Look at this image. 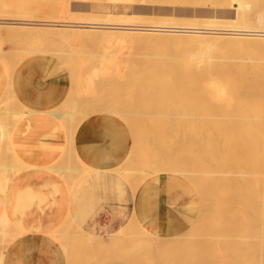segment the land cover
<instances>
[{"label":"bare ground","instance_id":"bare-ground-1","mask_svg":"<svg viewBox=\"0 0 264 264\" xmlns=\"http://www.w3.org/2000/svg\"><path fill=\"white\" fill-rule=\"evenodd\" d=\"M80 1L87 3L91 0ZM131 1L133 0H109V2L112 3H127ZM164 1L165 0H163V2ZM172 2H174L175 6L208 7L211 9L213 8V10L210 16H191L182 18L169 15L159 20L158 17L156 18L157 21L154 19V16L149 14L132 12L133 14L115 15L109 13L106 15L105 20L111 23H100L97 21L100 20L99 18H94L87 22H75L74 19H88V17L91 16L88 15V12L86 14L83 11L74 15L71 11L73 16L70 14V9L68 10V7H66L65 9L63 8L65 11V14H63L64 16L62 15L58 17L56 21L54 20L55 23L37 24L39 26L36 28L33 22L24 23L23 21L25 27L18 29V27L16 28V21H13L16 23V26H12L14 29L12 28L11 31L8 30L11 34L7 32V37L11 36L12 33H18L20 31L23 32L20 33L22 36L24 32H26V34L30 33V35H32L31 37H33V39L35 38V40H37L36 38L40 39V35L41 37L44 35V37L48 38L50 41L60 42L68 45V47H72L70 48L72 50L74 47L80 49L81 52L79 50L70 52V49H68L69 51H64L63 47L59 45L62 51L59 49L56 51V49L55 52H58L56 56L58 54L63 55L62 59L67 64L64 70L69 79L75 75H79L75 83L78 80L80 89L85 90H83L84 94L88 92L86 88L90 93L92 92L91 94H93V91H96L98 87H96V82H94V85L93 79L95 81V78L98 77L100 80L96 79L97 84H101L98 88L99 92L100 88L103 87L110 89L109 92H107L108 96H102L103 98H100L98 102L93 105V107L95 106L94 108L100 112H112L116 113V116L119 114V116L121 115L130 119L132 123L131 117H136L135 113L138 112L136 115H139L140 112L139 117H141L142 114L140 109H142V105L146 106L145 108L147 109H149L148 106H151L154 111L156 102H158L163 112H165L164 110H169L173 118L171 123L176 126L174 129V126L171 125V130H173L172 135L176 138L175 140L179 146L177 152L181 158L179 160L177 158L178 161H174L170 158L171 156L167 157L169 156L168 153L165 154H168L167 156L163 155V152H165L163 151L164 149H167L166 151L169 152L172 147L169 141H165L167 142L165 144H168L171 149L166 148L168 145L164 146V143H160L164 135L159 134L160 132H156L157 128L160 126L155 125L156 131H153L156 133L149 132V134L161 136H159V140L155 139V136H150L152 139L154 138L153 141L150 139L152 142L155 143L156 140L159 141L155 143V147L158 148L154 149L155 151L152 150L154 152L151 151V154L155 153V155H152H158L159 153H157V151L159 147L162 146L161 151L163 152L161 155L165 157L162 162L163 168L160 169L158 166L156 170H152L160 162L157 164L154 163L156 160H154L153 157H151L153 158L151 159L153 162L149 161L148 158L150 156L146 154L150 152L149 150L147 151L148 148H145L147 146H145L144 149L149 153H146V156L143 157L142 153L144 149L139 145V147H135V149L139 148L140 150V148H142L141 151H143L139 152L136 150L134 152H138V154L141 153L142 158L140 159L146 157V160L139 163L136 159L128 163V160H131V158H129L122 164L120 168L121 172L119 169L113 170L119 171L120 174H124L122 176L123 180L127 184L134 186L135 191L139 184L147 177L143 171L161 172L164 175L167 174L171 176H175L174 174L176 173L180 174L177 180L182 195L193 198V204L199 207L195 217H193L195 220L193 219L191 221L194 225H191V222L186 224L189 232L183 229L185 232L182 230L183 233L181 231L178 235V238L183 242H180L179 239L177 240V237L171 236L175 237V240L182 244V247H180L184 250L181 251V249L178 248L180 244L176 245L177 243H175L171 245L172 242H176L175 240L172 241L174 238L163 236L146 227L137 208L140 200L137 195H133L134 198L131 200L132 202L134 201L136 210L131 212L128 225L134 227L138 224L139 226L142 225L143 230H140L139 226L137 227L142 234H140L139 231L138 234L136 229L135 234L138 235L136 236L134 234V236H136L134 239H132V236H124V233L120 231L106 237H96L90 235L84 236V231L82 230L81 236H79V234L78 237L76 236L77 234L75 235L77 238L74 244L77 250H73L72 252H76L71 255L72 263L74 259L73 256H77L78 260L80 259V253H83L80 250L83 248L86 251L88 249H95L96 251H100V253L112 252L120 248V257L118 258H124L127 254H129V257L131 255V257H133H130L131 260L128 261L129 263L127 264H264V14L257 13L255 20L254 18L252 19L249 12L250 3L247 0H171V3ZM30 4L32 5L33 3L30 2ZM163 4H165V2L162 3V5ZM166 4L168 3L166 2ZM219 8L227 9V11L217 14V9ZM230 8L234 10L235 14L233 17H229L228 10ZM34 9L33 7L32 11H35L37 14V10ZM21 10L20 11L23 13V9ZM18 13L17 15L19 16ZM31 13H28V15H33L34 12ZM29 16L24 17V19L27 17L29 18ZM253 20L257 23L256 25L253 24ZM18 22L19 24L21 22V25L23 24L22 21ZM101 29L108 30L102 31ZM8 33L10 34L9 36ZM15 35L12 36L14 37ZM17 35L19 36V33ZM40 43H42V41H39V44ZM46 43L47 42L44 43L45 45L43 47L47 45ZM35 44L37 45V43ZM50 44L52 43L50 42ZM113 47L117 50H126V60L124 62L127 65L129 64V66L123 62L126 67H128L125 72L120 71L119 60H117L115 53H97L96 51V53H92L83 52L82 50L96 48V50L105 51ZM20 54H22V52ZM72 54L84 55L85 58H77L75 60L73 57H70ZM16 62L17 60L14 63ZM14 63L12 62L13 65ZM124 64L123 66H125ZM9 66H11V64ZM9 66H7L6 69L10 73L12 69ZM70 82V85L73 83L76 87L73 79H71ZM112 84L113 86H111ZM74 86H72V88ZM14 88V84L8 86L6 88L8 96L5 95L2 100L0 99L1 126L2 122L5 123L4 120L8 117H12L14 118L13 120L16 121L26 112V110H22L23 108L18 111L11 109L12 104L15 103L13 100L14 97H12ZM121 89L123 92L124 90L127 91V93H125L127 97H124V95V98L118 97L120 96L118 95L119 90L122 92ZM137 99H140L137 104L142 105L133 109ZM82 100H84V95L82 96ZM67 101L69 102V99ZM89 102H91L90 99ZM153 103H155V108L152 106ZM81 105L82 104H80V106ZM14 106H16V104H14ZM67 108H69V106ZM90 108H92V104ZM153 111L150 109L149 112L152 114L154 113ZM47 112L49 115H54V117L60 113H56L54 110ZM66 112L67 114L69 113V111ZM91 112L93 113V111ZM63 113L62 115H67L65 112ZM83 113L86 115L87 111ZM147 114L144 115L143 113L145 117ZM156 114L157 117H155L154 114H152V116L154 115V118H158L159 111ZM160 115H163V113ZM160 115L159 117H161ZM59 116L60 115L57 117ZM69 116H71V114ZM72 116H74V114ZM72 116L70 121L67 118V124L72 127L71 129L67 126V129H71L69 130L71 132L67 130L69 135L76 130L75 124H79L82 120H80L77 115V120L75 119L76 121L74 120L73 123L75 125L74 127V125L71 124L73 122L72 118L74 119L75 117ZM62 117L63 116L59 118L61 119ZM161 119L159 121H161ZM65 120L66 119H64V121ZM78 120L80 121L77 122ZM153 120L152 118V120L147 121V125H149L151 121L152 123H150L153 124L154 127ZM155 120L157 121L158 119ZM167 120L168 119H166V121ZM166 121L164 120L163 122V126L165 125V127L166 125L169 126ZM138 122L137 120V124H139ZM126 124H128V122ZM157 124L160 125V123ZM168 126L167 128H170ZM64 127L66 128V125H64ZM153 127L152 129H154ZM2 128H4V126ZM6 128H4L5 133L8 132ZM147 128L148 127H146V129ZM7 129L10 128L8 127ZM11 129L9 131H11ZM8 134L4 135V133H2V136L4 135V140L8 139ZM139 134L141 133L139 132ZM73 135L76 136V133L74 132ZM71 137L72 136L69 138L72 139ZM164 138L165 137H163V139ZM143 139L146 143L148 142L146 137H143ZM151 141L149 143H151ZM171 141L173 143V140ZM136 142H134L135 145ZM145 142L142 143L144 144ZM9 144L11 143L9 142L8 145ZM9 148L11 149L9 156L16 162L15 168H12L10 165L14 173H17L21 168H23V170H25V167L30 168V165H26L27 163L25 164L21 160L16 159L11 146ZM131 155L132 152H130L128 157ZM4 156H8V154ZM137 156L138 155H134V158ZM172 158L174 159V157ZM184 158L189 160V166L187 167L185 166L187 163H185L186 161H184ZM7 163L10 162H6V164ZM6 164H3L5 166L0 168V175L2 179H4V188L2 187L4 192L10 190L11 186V183L8 184L9 177L7 171L9 167H7ZM52 165L55 166V164ZM54 166L52 167L54 168ZM46 167L48 169L50 168L48 165ZM88 170L87 168L83 171L88 172ZM109 170L112 171L111 169ZM61 171L63 170H60V172ZM136 171L143 172L144 176L135 180L133 173L135 172L136 174ZM66 184L70 187L72 183L68 181ZM65 220L67 219H64V221ZM65 222L69 223V225L71 223L72 228L76 227L72 221L68 222L67 220ZM9 224L10 222L6 214L3 212L0 216V226L2 230L6 228L11 229ZM188 224L190 227L192 226V230L189 229L190 227L188 228ZM130 228L133 232V228ZM56 231L57 230H55V233ZM131 231L129 230L130 233ZM3 232H1L3 233V238H5V236H9V238L0 239V247L4 246V242H7V240H14L17 236L19 237L25 233L24 230L11 233ZM51 232L53 231L51 230ZM62 232L63 230L60 233ZM57 235L58 234L54 236L57 237ZM146 237L148 239H146ZM55 240L56 238L54 241ZM127 243L136 244H131L133 247H131V249L133 250L129 249V252L126 250L127 254H124L126 252L123 250V247L124 244ZM71 244L70 249L67 248L68 250L74 248L73 246L71 247ZM183 244L186 245V248ZM173 246L178 247L175 249ZM77 253L79 255H77ZM112 257V259H114V256ZM77 258L75 257L76 261ZM84 258L86 257L84 256ZM64 260L67 261V257ZM80 263L82 262L80 261L79 264Z\"/></svg>","mask_w":264,"mask_h":264},{"label":"rangeland","instance_id":"rangeland-1","mask_svg":"<svg viewBox=\"0 0 264 264\" xmlns=\"http://www.w3.org/2000/svg\"><path fill=\"white\" fill-rule=\"evenodd\" d=\"M172 1H175V0H172ZM247 1H249V3H250V11L249 12H250V16L252 19L254 18V20H255L257 13L264 14V5H262V4H264V0H256V1L255 0H247ZM30 2L33 4L35 3V4L34 5L32 4L33 5L32 6L30 4ZM157 2H161V3H157ZM164 2H165V4L162 5V3H164ZM164 2H163V0H133V1L127 2V3H112V2H109V0H97V2H96V0L95 1L91 0L90 2H87V3H83L80 0H42V2H41V0H20V1L19 0H0V74H2L3 81L6 84V86L4 88L5 91L3 92L2 97L0 99L2 100L3 96L5 97V95L8 96L6 88L10 85L16 84L17 82H20V84L24 88H27L28 90H30V94H32V96H33V94H35L39 90L40 91H42V90L47 91V88L49 86L59 87L62 90V96L60 99V103L58 104L56 109H54V111H56V113L60 112L58 115H60L59 117L63 116L62 117L63 119L61 118L63 121L59 117H57L58 116L57 114H56L57 116L54 117V115H49L48 112H46L48 116L52 117L51 120L57 125V128L55 129L56 130L55 134L56 135L61 134L67 141L66 148H65L64 152L62 153L58 163L54 167L55 173L60 178L64 179L65 183H67L68 181H69V183H74L81 176L83 178H85L86 176H90L89 174L96 172L95 177H98V180H96V187H98L100 191H101V189H103L104 191H105V189H107V193H108V197L107 196H104V197L100 196L99 197V204L102 202H107V201H109V199L112 200V198L111 197L109 198V196H112V197L114 196L113 200L114 201L116 200L117 202L121 203L123 201L122 196L124 194L129 193L130 199H132V198H134V196H136V195L138 196V194L141 191H144L146 188L150 187V185L152 186L157 181H165L167 184V185H165L166 187L160 188L159 189L160 193H159V195H157V197L159 198V196H160V198L157 199V197L155 196L156 197L155 200L153 199L154 202L158 201L156 204V210L151 211L153 209L152 206L151 207H149L150 205L148 206L150 212L148 211L147 215H149V216L153 215L155 217V219H154L155 222H154L153 226L148 225L144 220H143V223L146 225V227L148 229H151V230H153V231H155V232H157L163 236L165 235V236H168L169 238H174L172 240V241H174L176 239L175 237H177V240L178 239L180 240V238H178L179 237L178 235L181 233V231L183 229L185 231L187 230L189 232L186 224L188 222L190 223L193 219L195 220V218H193V217H195L196 211L199 208L193 204V198H191L190 196H187V195H182L181 188H180L179 182L177 180V177L180 174L176 173V174H174L175 176H171V175H167V174L164 175L161 172L155 173V172H149L148 170H147V172L143 171V172H145L147 177L139 184L136 191L134 189V186L127 184L123 180L122 176L124 174H122V173L120 174V172H121L120 168H121L122 164H124L125 160L127 161L129 158H131L130 161L128 160V163L133 162V160L135 161L136 159H137L136 161H138L139 163H142V161L146 160L145 159L146 157L144 159H140V158H142L141 153L138 154V152L137 153L134 152L136 150H138L139 152H142L143 150L141 151V149L142 148L144 149L145 146H147L145 148H148L147 151L149 150L150 153L147 152L146 149H144V151L142 153L143 157L147 155V156H150L148 158L149 161L153 162V160H151V159L154 158V160H156V162H154V163L157 164L160 162L152 170H156L158 166L160 167V169L163 168L162 162L164 161V158H165L161 155L163 151H165V152H163L164 156H167L169 154V156H167V157L171 156L170 158L174 161L175 160L178 161L181 158V157H179V154L177 152L179 146L177 144V141L175 140L176 138L174 137V135H172L173 130H171V127L174 126L173 128L175 129L176 126L173 123H171V120L173 118L171 117L169 110L168 111L164 110L165 112H163L162 111L163 109H162V107L160 108L158 102H156V108L154 106L155 103L152 104V106H154V108H155L154 111H153V108H151V106H148L149 109H147V108H145L146 106H143L142 104H137L138 101H140V99H141V97H140V99H137V101L134 100V101H136V104H134L133 109L142 105L141 106L142 109H140L141 107L139 108L141 110L142 115H141V117H139L140 112H139V115H136L138 112L135 113L136 117L133 116L135 119L133 117H131L132 123H131L130 119H127L121 115L119 116V114L117 115L118 116L117 117L116 113H112V112L110 113L109 112L110 113L109 114L107 111H105L106 113L102 111L103 112L102 113L99 110H97L96 108H94L95 106L93 107V105H95L100 98L108 96L107 92H109L110 89H107L105 87L100 88V92H101L100 93L98 88H99V85H101V84H97V81H96V79H99V77H98V78H95V81L93 79V83L96 82V85H97L96 87H98V88H96V91L94 92L93 90H91V91H93V94H91L92 92L90 93V91L86 88V90L89 93L87 92L88 94L87 93L84 94L83 93L84 89L83 90L80 89V87H79L80 83L78 82V80L75 83V80L79 78V75H75L74 77L71 78V79H73V82L76 85V87H75L72 83L71 85L74 86L72 88V86L70 85L71 79L68 78V76L64 70L65 65H67V64L62 59L63 55L58 54L56 56V54L58 53V52H55L56 49H57L56 51H58V49L62 51L60 46L63 47L64 51H69L68 49H70L72 47H70V46L68 47V45H65V44L60 43V42L50 41L48 38H45L44 35H42V37L40 35L39 36L40 39L36 38L37 40H35V38L33 39V37H31L32 35H30V33L26 34V32H24V34L26 36L24 34L22 36V34L20 35V33H23V32H21L20 30H19L20 32H18L19 36L17 35L18 34L17 32L12 33V35L16 34L17 36L15 35L13 37L11 35L13 38L11 36H9L11 34L9 31H11V29L13 27H15L16 25H17L16 28L18 27V29H20L21 27H25L24 26L25 22H27V23L33 22L35 24L36 28L39 26L37 24L41 25L42 23H44V24L55 23L54 20L56 21L58 19V17L65 14L64 9L66 7H68V10L70 9L69 10L70 14H72L71 11L74 13V15H77V13L79 14L80 12L84 11L86 14L88 12V15L91 16V17H88V19H84V18L78 19V20L74 19L75 22H78V21L79 22H87V21H90L91 19L99 18L100 20H97V21L100 23H111L110 21L105 20L106 15L109 13H112L115 15L133 14V13L149 14V15L154 16V19L157 21L156 18L159 17L158 18V20H159V19H161L165 16H169V15L176 16V17H182V18L183 17H191V16H196V17L210 16L211 12L213 10V8L211 9L208 7L202 8V7H192V6H175L174 2L171 3V0H165ZM166 2L168 4H166ZM38 3H39V5H38ZM143 3H145V4H143ZM33 7L37 10V14L35 11H32ZM61 8H62V10H61ZM21 9H23V13L21 12L22 11ZM224 11H227V9L219 8V9H217V14H221ZM228 11H229V17H233L235 14L234 10L232 8H230ZM25 12H26V14H25ZM27 12L28 13L34 12V13H33V15L29 16ZM17 13L22 18L19 17L17 15ZM26 16H29L30 20L28 17L24 19V17H26ZM19 19H22V20H19ZM13 21H16L17 24ZM18 21H22V23L24 21V23L21 25V22L19 24ZM253 24L256 25L257 23L254 21ZM101 30L107 31L108 29H101ZM7 32L10 33V34L8 33L9 37H7ZM33 36H36V35H33ZM10 38H11V41H10ZM36 41H38V42H36ZM39 41H42V43L39 44ZM43 42L44 43L47 42L46 44L49 47L47 45H46L47 47L46 46L43 47L45 45ZM50 42L52 44H50ZM35 43H37V45L39 44L38 45L39 48L37 47V45ZM75 50L76 51L79 50L81 52L80 49H76L75 47L73 50L70 49V52L71 51L74 52ZM82 50H83V52H92V53H96V52L97 53L98 52L99 53L100 52L115 53L117 60H119L118 62H119L120 71L125 72L128 68V67H126L127 64L124 62L126 60V56H125L126 50L125 49L117 50L116 48L113 47V48L107 49L105 51L98 50V49L96 50V48H93L91 50H90V48L88 50H86V49L85 50L82 49ZM21 52H22V54H20ZM119 55H122V56H119ZM57 57H61V58H57ZM70 57H73L75 60L77 58L78 59L79 58H81V59L85 58L84 55H75V54L70 55ZM16 60H17V62L14 63ZM12 62L14 63V65L12 64ZM10 64L12 67L9 66ZM123 64L125 66H123ZM7 66H9L12 69V71L10 73L6 69ZM127 66H129V64ZM123 67H124V69H123ZM20 73H21V77L19 79V78H17V74H20ZM7 75H9V76H7ZM7 77H9V78H7ZM101 82H102V80H101ZM94 85H95V83H94ZM111 86H113V84ZM72 91H74V92H72ZM125 93H127V91L124 90V92H123V90H122V92H121L119 90L118 95H120V96H118V97H121V98L127 97V95H125ZM83 95H84V100H82ZM123 95H124V97H123ZM138 95H141V94H138ZM19 96H20L19 93H15L14 91H12V97H14L13 100L15 101L14 104H16V106H14V104H12L11 109L18 111V110H21L23 108L22 110H24V111L26 110V112H24L23 116H21L16 121L13 120L14 118L8 117L7 119L4 120L5 123L2 122V126L0 123V130H2V131H0V168L4 167L5 165H3V164H6V162L11 163V164L10 163L6 164V166L9 167V170L7 171L8 177H9L8 178L9 179L8 184H10L13 181V178L20 177L22 174H24L26 171H28L30 169L29 167H25L24 168L25 170H23V168H21L17 173H14L13 170H11L12 168H15L16 162L14 160H12L13 158L11 156H9L11 153L10 152L11 149L9 147L11 146L12 152L14 153V156L16 157V159H19L26 164L27 162H25L24 158H25V156L30 155V150L26 149L25 146H22V144L20 142L22 140L23 141L30 140V136L36 133V132H34L33 124L37 123V121H38V117L35 116V114L33 112L29 111L27 109V107L22 105V103L19 99L20 98ZM68 99H69V102L67 101ZM89 99L91 102H89ZM1 100H0V102H1ZM77 102H79V103H77ZM18 104H19V106H18ZM80 104H82V105L80 106ZM91 104H92V108H90ZM87 105H89V106H87ZM68 106H69V108H67ZM78 106H79V108H78ZM80 107H82V108H80ZM89 109H93V110H89ZM145 109H147V110H145ZM150 109L154 112L152 114H154L155 117H157L156 113H158V111H159L158 118H154V115L152 116V114L149 112ZM2 110H3V108H2ZM65 110L69 111L71 116L74 114V116H72V117H75V118L74 119L72 118L73 122L71 120V122H72L71 125H74L73 123H74V120L76 119L77 115L79 116L80 120L82 119L81 121L80 120L77 121V122L80 121L79 124L77 123L78 125L75 124L76 125V130L74 131L75 133L79 132L82 129V127L88 126L91 128V133H89L87 135L88 139H89V145L91 146V149H89V150H91V152L98 151V158L96 156V157H93L92 159L94 161L96 160L99 162H104V164H103L104 167H102L104 169V171H100V173H99V171H96L95 169H93V166L91 165V163H86L85 160L80 161L78 158H76L75 148H74V144H73V141H74L73 138L75 137V135H73L74 132H72V134L70 133V135L68 134L69 132H71L69 130H71L72 127L67 124L68 123L67 120L69 119V121H70L71 116H69L70 114L69 113L67 114V112ZM48 111H50V110H48ZM86 111H87V114L85 115L83 112H86ZM91 111H93V113ZM63 112H65L67 115H62ZM72 112H73V114H72ZM142 112L144 113V115L147 113H150V114H147V116H146L147 118H146ZM162 113H163V115H160ZM159 115L162 117V119H161V117H159ZM64 116H65V118H64ZM148 116H150V117H148ZM53 118H55L56 120H54ZM152 118L154 120L158 119L157 121L153 120L154 127H153V124H151L152 123L151 121H150L151 123L149 122V125H147V123H146L147 121L152 120ZM64 119H66V120L64 121ZM160 119H161V121H159ZM163 119L165 121H166V119H168L166 122L169 124V126L168 125H166V127H165V125L163 126V122H164ZM137 120L139 121L138 122L139 124H137ZM162 120H163V122H162ZM134 121H136V122H134ZM127 122H128V124H126ZM157 123H160V125ZM64 125H66V128L64 127ZM75 125H74V127H75ZM155 125L160 126L157 128V131H156ZM3 126H4V128H6V126H7V128L9 127L10 129L11 128L12 129H11V131H9L10 129L6 128V131L8 130V132L5 133L4 128H2ZM67 126L70 127L71 129H69V128L67 129ZM144 126H145V128H144ZM167 126L170 128H167ZM146 127H148V128L146 129ZM152 127L154 129H152ZM145 129H146V131H145ZM137 130H138V132H137ZM153 130H155L158 133L160 132L159 134L164 135L163 137H165V138L163 139V137H162V142H160V143H164V146H166L168 144H165V143H167L165 141H169L172 149L170 148L169 145L166 148L171 149V151L167 152L166 151L167 149H164L163 151H161L162 150V148H161L162 146H161V147H159V149L161 148L160 150L159 149H158V151L156 150L157 153H159L158 155L154 156L155 153H152L154 155L151 154L152 150L158 148V147H155V145H156L155 143L159 140V136H161V135H159V136L157 135L158 136L157 137L155 134H153V135L151 134L152 136H155V139H158V140H156L155 143L152 142L154 140V138L152 139L150 137L151 135L149 134V132L154 133L155 131H153ZM1 132L4 133V135L9 133L7 135V137H8L7 140H4V137H3L4 135L2 136ZM139 132L142 134L143 137H146V139L148 141L147 143L144 140L145 138L143 139V137L141 136V134H139ZM145 132H147V133H145ZM137 135H139V136H137ZM145 135H148L149 138H148V136H145ZM68 136L69 137L72 136L71 137L72 139H70ZM141 137H142V140H141ZM150 139H152V141ZM171 140H173L174 144L172 143ZM141 141L145 142V143L143 144ZM150 141H151V143H149ZM9 142L11 144L8 145ZM134 142H136L137 146L134 144ZM139 145H141L142 148H140V150H139V148L135 149V147L137 148V147H139ZM15 147H17L18 149ZM151 147H153V148H151ZM87 148L88 147H84V150H88ZM173 149H175V150H173ZM154 151H152V152H154ZM130 152H132V155L130 157H128ZM5 153H7L8 156H4V155H7ZM71 153L74 155H72ZM146 153H149V154H146ZM166 153H168V154L165 155ZM134 155L135 156L138 155L139 157L137 156L136 158H134ZM151 157H153V158H151ZM172 157H174V159ZM158 158H159V161H158ZM177 158H178V160H177ZM9 159H11V160H9ZM160 159H162V160H160ZM68 160H70V161H68ZM184 161H186L185 163H187L186 165L184 163V165L186 167L189 166V160L187 158H184ZM12 163H13V165H12ZM10 165L12 168L10 167ZM26 165L29 166L28 163ZM68 165L71 167H69ZM58 168L60 170H63L66 173H64L63 171L60 172V170ZM83 168L84 169L88 168L90 171L89 170H88V172L83 171L84 170ZM70 169L72 171L77 170L80 172L76 171L77 173L74 174V171H73V174H72V171ZM109 169H111L112 171H110ZM113 169H119L120 172L113 170ZM160 169H158V170H160ZM106 170H109V171H106ZM68 171H70V172H68ZM138 172L136 174H135V172L133 173L135 180L140 178L141 176H144L143 172H141V171H138ZM0 173H1V171H0ZM78 173H79V176H78ZM141 173H143V174H141ZM12 174H13V176H12ZM133 174H132V176H133ZM106 175H107V177H106ZM71 176H73V177H71ZM3 180L4 179H2V177L0 175V202H1V199H2L3 193H4L3 192V188H4ZM167 187H168V189H166ZM151 193H152V191H151ZM101 197H102V199H101ZM35 199H36L35 196L30 197V190H28L27 188L24 187V188H22V190H20V193H19V195L16 196L14 204H13V210H12L13 216H9V222H10L9 227H11V229L6 228L5 230H2V228L0 226V229H1L0 239H2L4 237L3 231L8 232V233L16 232L18 230L19 231L24 230L25 233L29 231L30 228H28V226H26V221H25L29 218V215L26 212H28V210H30V206L33 204ZM132 200H130V201L132 202ZM133 203H134V201L132 202V204ZM40 204H41V201L39 202V205ZM103 208L104 207L100 206L101 211ZM150 208H152V209H150ZM116 215H121L122 219H121L119 227H117L114 231H110L111 233L106 231V226H102V227L97 226L96 227L95 224H90V225H88V227L82 228V227L76 226L75 223L72 221L73 224L77 227V228L76 227L72 228L71 223H70V225H69V223H66V222L62 223L64 225L61 224L59 227H57L55 229V230H57L56 233H55V230L50 233L52 238L53 237H54V239L56 238V240H57L56 245H57V247L60 250V253L62 255V260L55 262L54 264H63V263L79 264L80 261L82 262L80 264H127V263H129L128 261L131 260L130 257L132 255L129 257V254H127L126 250H128V252H129L130 251L129 249H131L132 245H135L136 243L135 244L134 243L124 244L123 250H125V252H126L124 254H127V255H125L126 258L125 257L124 258H118V257H120L119 256V249L120 248H118L112 252H101V253H100V251H96L95 249H93V250L88 249L86 251L83 248L80 251L85 253L86 255L83 253L81 254L79 252L80 256H81V257L78 256V257H80V259H79L80 261L78 260L77 256H73V258H74L73 263L71 262V260H72L71 255L76 253V252H74V253H72V252H73V250H75V251L77 250V249H75L76 247H75L74 242L76 241L78 234H79V236H81L83 231H84L83 232L84 236L90 235V236H96V237H106V236H109L110 234H113L117 231H120L121 233L122 232L124 233L123 234L124 236H132L133 237L132 239H134V238H136V236L140 232L138 229L140 228V230H143L142 225L139 226V224H138L135 227L128 225L129 218H130V215H128V213H125L124 215H123V213H119V214L117 213ZM69 221H71V220L68 219V222ZM190 224L194 225L193 222H191ZM126 226L129 228H127ZM138 226H139V228H137ZM183 226H185V227H183ZM130 227L133 228L132 229L133 232L131 231ZM189 227H190V225L188 226V228ZM191 227L189 229L192 230L193 228H191ZM79 228L81 229V231ZM136 229H137V233H138L137 235L135 234ZM62 230H63V232L60 233ZM129 230L131 231L132 235L129 232ZM70 231H72V232H70ZM183 231H182V233H183ZM1 232H3V233H1ZM56 234H58L59 237H58V235H57V237H55L54 235H56ZM92 234H94V235H92ZM134 234L136 236H134ZM140 234H142V232H140ZM21 236H19V237H21ZM171 236H175V237H171ZM19 237L17 236V238H14V240L13 239L12 240L6 239L7 242H4L5 245L0 248V254H4L5 251H7V249L11 246V244L15 240H17ZM68 237H69V239H68ZM5 238H9V236H5ZM5 238H3V239H5ZM146 239H148V238L146 237ZM177 240H175L176 242H174V243L172 242L171 245H173L175 243H177L176 245H179L180 242H183L182 240H180V242H178ZM70 244H71V247L72 246L74 247L73 249L71 248L72 250H68V249H70ZM181 245L182 244H180L179 247L178 246H173V247H175V249H177L176 247L181 249V247H182ZM183 246H185V248H186V245L183 244ZM131 250H133V249H131ZM182 250H184V249L182 248L181 251ZM65 254H66V256H65ZM77 255H79V254L77 253ZM84 256L86 258H84ZM112 256H114V259H112L113 258ZM66 257H67V261L64 260ZM75 257L77 258V261L75 260ZM131 258H133V257H131ZM64 261H66V262H64Z\"/></svg>","mask_w":264,"mask_h":264},{"label":"crops","instance_id":"crops-1","mask_svg":"<svg viewBox=\"0 0 264 264\" xmlns=\"http://www.w3.org/2000/svg\"><path fill=\"white\" fill-rule=\"evenodd\" d=\"M20 77L21 73L17 74V78L20 79ZM5 85L3 76L0 74V98L5 91ZM14 85L13 91L20 94L19 99L22 105L38 117V122L36 123L37 125L33 124L36 133L30 136V140H22L20 142L22 146L30 150V155L24 158L30 165V169L20 177L13 178L10 190L5 192L3 190L4 193L0 202V216L5 212L9 220V216H12L15 198L24 187L30 190V197L35 196L36 199L30 206V210L26 212L29 215V218L25 220L26 226L30 227L29 231L15 240L4 254H0V264H54L62 260V255L56 245V241L51 238L49 233L67 221L69 216V220L73 218L71 221L78 227L83 228L88 227L90 224H95L96 227L106 226V231L111 233L110 231H114L119 227L122 219L121 215L116 214L123 213L124 215L128 213L130 215L132 211L136 210V207L135 203L132 204L130 201L129 193L122 196L123 201L121 203L114 201V196H109L112 200L109 199V201L99 204V197H108V193L107 189L105 191L101 189L100 191L96 187V180H98V177H95L96 172L89 174L90 176L85 178L81 176L68 187L52 167L54 166L52 164L56 166L58 163L61 153L66 148L67 141L61 134H55L57 125L51 120L52 117L46 114L48 110L56 109L60 103L62 90L57 86H49L47 91L39 90L32 96L30 90L24 88L20 82ZM53 119L56 120L55 118ZM89 133H91V128L88 126L82 127L76 133L73 141L75 156L80 161L85 160L86 163H91L93 169L100 173V171H104L102 168L104 167V162L96 160L95 162L92 159L96 156L98 158V151L91 152L89 150L91 149L87 136ZM84 147H88V150H84ZM46 164L50 167L49 169ZM76 171H74V174ZM165 185H167L165 181H157L138 194L140 200L137 207L138 211L142 219L150 226H153L155 217L147 215L148 211L150 212L148 206H152L153 209L150 208L152 209L151 211L156 210L158 201L154 202L153 199L155 200L160 193L159 189L166 187ZM159 198L157 197V199ZM40 201L41 204L39 205ZM100 206L104 207L102 211ZM64 219L67 220L64 221Z\"/></svg>","mask_w":264,"mask_h":264}]
</instances>
